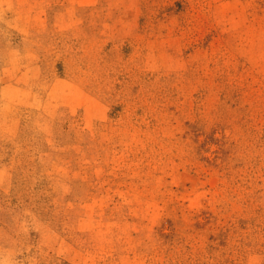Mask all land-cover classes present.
Instances as JSON below:
<instances>
[{"label":"rangeland","instance_id":"rangeland-1","mask_svg":"<svg viewBox=\"0 0 264 264\" xmlns=\"http://www.w3.org/2000/svg\"><path fill=\"white\" fill-rule=\"evenodd\" d=\"M0 264H264V0H0Z\"/></svg>","mask_w":264,"mask_h":264}]
</instances>
